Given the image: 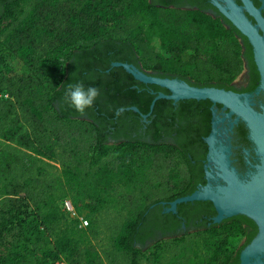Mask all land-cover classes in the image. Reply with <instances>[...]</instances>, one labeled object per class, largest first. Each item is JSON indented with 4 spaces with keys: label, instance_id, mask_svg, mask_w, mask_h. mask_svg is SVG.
I'll return each mask as SVG.
<instances>
[{
    "label": "trees",
    "instance_id": "obj_1",
    "mask_svg": "<svg viewBox=\"0 0 264 264\" xmlns=\"http://www.w3.org/2000/svg\"><path fill=\"white\" fill-rule=\"evenodd\" d=\"M205 8L176 0H0V74L22 68L0 76V264H240L258 232L246 227L250 219L170 233L177 216L163 214L195 190L198 159L188 147L202 146L200 137L187 134L176 148L158 133L148 139L118 128L139 116L120 109L146 114L152 97L143 108L130 89L137 81L113 62L228 87L248 61L259 80L248 39ZM78 82L100 89L83 115L64 100L66 86ZM109 127L118 128L113 142ZM236 237L244 243L231 251Z\"/></svg>",
    "mask_w": 264,
    "mask_h": 264
},
{
    "label": "flooded vegetation",
    "instance_id": "obj_2",
    "mask_svg": "<svg viewBox=\"0 0 264 264\" xmlns=\"http://www.w3.org/2000/svg\"><path fill=\"white\" fill-rule=\"evenodd\" d=\"M222 6H226V4L222 0H218ZM235 3L239 6H243L241 0H234ZM256 8L262 9V15L264 16V0H251ZM182 7L186 9H199L200 6L206 7L205 10L213 15H218L220 9L215 5L213 0H176ZM246 16L256 24L255 19L250 16V14L245 11ZM223 16V15H222ZM224 17V16H223ZM225 18V17H224ZM226 19V18H225ZM229 21V20H228ZM255 62V61H254ZM114 63H123V62H113L111 64L112 68H120L114 67ZM137 67L133 63H127ZM256 64V63H255ZM123 68V67H122ZM139 68V67H137ZM124 69V68H123ZM142 70L141 68H139ZM125 70V69H124ZM110 70H108L109 72ZM126 71V70H125ZM145 72L144 70H142ZM258 71V68H257ZM130 74L128 71H126ZM147 75L159 78V79H177L180 81H184L190 86L193 87H209L203 86L199 84H195L192 81H188L186 78L182 77H171V76H163L157 73H149L145 72ZM259 73V71H258ZM132 75V74H130ZM133 76V75H132ZM134 77V76H133ZM134 79L137 83H133L130 86L131 90H137L138 93L142 96L139 104L143 106V108L147 109V102L152 97V100L149 104V111L146 114L140 112V109L136 106L139 112H136L132 109V107H128L126 109H120L121 112L133 111L139 116L136 118L127 116L122 121H120L118 128L121 130L120 132H125L131 134L133 137H144L150 139L153 136V133H158L161 135V138L164 142H168L175 146L176 148H183L178 141H183L187 139V134L195 135L196 137H200L203 142L201 144H195L188 147L193 156L198 159V161H193L195 164L194 172L196 176V185L195 190L199 191L203 187H206L209 183L208 173L211 171L208 161V155L210 152L209 144L206 139L211 135L213 131V122H214V111H216L217 116L220 119H225L219 127L222 131L228 130L227 137L230 139L231 145V159L233 161V166L237 169V171L242 175H247L249 172L253 171L252 165H257L259 162L257 161L256 153H255V144L251 140L250 130L247 124L239 119L236 121L237 116L233 115L231 119L225 118L229 113V109L223 110V105L214 104L209 100H194V99H181L178 101L170 100L166 98H160L156 101L155 106L152 110V104L155 99H157L161 94L171 95L172 92L160 85L152 84V83H144L142 81ZM261 85V77L259 73V80L254 77L252 68L247 61L246 73L241 78L238 83H233L228 87H218V86H210L219 89H225L227 91H233L238 94H251L253 96V100L256 104V109L261 111V105L264 104V92L259 91V87ZM250 88H252L250 90ZM118 115V112H117ZM146 116V118L144 117ZM117 119V117L115 118ZM108 130L110 134V141L113 142L115 139L113 138V133L117 127H109ZM137 128V129H136ZM168 132L169 134H166ZM187 148V147H186ZM192 156V155H191ZM192 193V194H193ZM191 195V194H190ZM182 210L179 212V206L183 205ZM164 206H167L164 204ZM171 208V204L169 207H165L163 210L164 213H173L177 216L176 219L170 221L169 226L173 228L177 226L174 231L170 233H180L185 232L188 229L196 230V229H204L205 226L210 227L214 224L213 220L218 215V212L215 208V205L210 200H199L195 202L182 203L177 206V211L168 212V209ZM244 216V215H239ZM246 217V216H244ZM248 218V217H246ZM249 219V218H248ZM251 220V219H250ZM252 221V220H251ZM254 223V222H253ZM246 227L249 228V231H255V227L257 225L254 223L245 224ZM258 230V227H257ZM157 235H162V231L157 230Z\"/></svg>",
    "mask_w": 264,
    "mask_h": 264
},
{
    "label": "water",
    "instance_id": "obj_3",
    "mask_svg": "<svg viewBox=\"0 0 264 264\" xmlns=\"http://www.w3.org/2000/svg\"><path fill=\"white\" fill-rule=\"evenodd\" d=\"M226 6H222L218 0H213L220 9L222 15L245 36L253 48L254 61L261 77L259 91L264 92V16L262 9L256 8L251 0H241L243 6H239L234 0H222ZM247 11L256 24L246 16ZM114 67H123L137 80L144 83H152L169 89L172 94H161L152 104L160 98L170 100L194 99L209 100L214 104L223 105V110L229 109L225 118L231 119L233 115L237 120L242 119L250 130V137L255 144L257 165H252L253 171L247 175L240 174L232 165L231 145L228 139V130L222 131L219 125L225 121L220 119L214 111L213 131L206 139L210 152L208 155L211 171L208 173L209 183L201 190L191 195L180 197L171 202L168 212H176L177 206L182 203L195 202L199 200H210L214 203L218 215L214 218V224H220L224 220L244 215L251 219L258 227L254 239L241 251L240 264H264V191L251 188L254 179L264 169V156L260 151L259 144L255 138V129L258 128L264 133V104L261 111L256 109V104L251 94H238L233 91L215 87H193L184 81L177 79L154 78L139 68L127 63H114ZM136 112V107L129 108ZM127 109V110H129ZM146 118V116H144ZM231 190L232 202L225 204L219 195L220 192ZM165 204V203H164Z\"/></svg>",
    "mask_w": 264,
    "mask_h": 264
},
{
    "label": "clouds",
    "instance_id": "obj_4",
    "mask_svg": "<svg viewBox=\"0 0 264 264\" xmlns=\"http://www.w3.org/2000/svg\"><path fill=\"white\" fill-rule=\"evenodd\" d=\"M100 96V89L84 83H69L64 89V100L81 115L92 109Z\"/></svg>",
    "mask_w": 264,
    "mask_h": 264
},
{
    "label": "bare ground",
    "instance_id": "obj_5",
    "mask_svg": "<svg viewBox=\"0 0 264 264\" xmlns=\"http://www.w3.org/2000/svg\"><path fill=\"white\" fill-rule=\"evenodd\" d=\"M255 138L259 144V148L260 151L262 152L263 156H264V133L256 128L255 129ZM254 183H252L250 185L251 188H257L261 191H264V169L263 171L254 179L253 181ZM219 195L221 196L222 200L224 201L225 204L232 202V198H234L232 196V192L231 190H225L223 192H220Z\"/></svg>",
    "mask_w": 264,
    "mask_h": 264
},
{
    "label": "rangeland",
    "instance_id": "obj_6",
    "mask_svg": "<svg viewBox=\"0 0 264 264\" xmlns=\"http://www.w3.org/2000/svg\"><path fill=\"white\" fill-rule=\"evenodd\" d=\"M209 14H211V13H209ZM211 15H213V14H211ZM246 66H247V63L245 65V67H244L243 72L234 80L233 83H238L241 80V78L245 75V73H246ZM2 71L3 72L0 74V76L1 75H11L10 73H12L13 75H19V74L22 73V68H21V65L20 64L15 63V65H14V71L13 72H10V71L7 72V71H4V70H2ZM84 215H85V213H84ZM80 226H81V224H80ZM243 243H244V238H240V237L237 238L236 237V238L231 239V241H230L231 251H237L243 245ZM98 244H101V242L98 241Z\"/></svg>",
    "mask_w": 264,
    "mask_h": 264
},
{
    "label": "built area",
    "instance_id": "obj_7",
    "mask_svg": "<svg viewBox=\"0 0 264 264\" xmlns=\"http://www.w3.org/2000/svg\"><path fill=\"white\" fill-rule=\"evenodd\" d=\"M1 96L2 95L0 94V97ZM5 97H7V95ZM64 207L73 217H78L76 215L75 208H74L73 204L71 203V201H69V200L65 201ZM79 220L81 222L82 227H87L89 225L88 221L85 218L79 217ZM56 264H67V263L65 261H59Z\"/></svg>",
    "mask_w": 264,
    "mask_h": 264
}]
</instances>
